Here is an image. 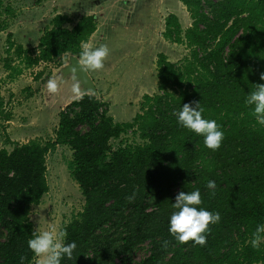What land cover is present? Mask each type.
<instances>
[{"label":"trees","instance_id":"trees-1","mask_svg":"<svg viewBox=\"0 0 264 264\" xmlns=\"http://www.w3.org/2000/svg\"><path fill=\"white\" fill-rule=\"evenodd\" d=\"M180 2L192 23L183 29L169 14L163 36L189 55L178 65L158 54L159 93L144 95L132 121H114L108 102L84 94L59 113L53 141L0 150V264H19L21 255L24 264H35L27 244L35 230L30 212L49 191L46 156L58 145L73 151L69 172L84 198L83 210L62 229L65 242L77 248L61 264H264V244L257 249L248 242L264 222V127L244 104L253 84L264 83V0ZM69 22L56 15L38 46L18 45L16 55L26 67L69 54L79 58L81 41L90 40L98 23L94 16L72 28ZM192 101H201L205 117L224 131L215 151L177 124L173 110ZM2 109L0 99V117ZM135 128L142 143L112 146ZM209 179L216 181L215 196L206 188ZM196 188L201 206L221 215L204 246L180 244L168 232L176 194ZM144 244L147 256L133 263Z\"/></svg>","mask_w":264,"mask_h":264},{"label":"rangeland","instance_id":"rangeland-1","mask_svg":"<svg viewBox=\"0 0 264 264\" xmlns=\"http://www.w3.org/2000/svg\"><path fill=\"white\" fill-rule=\"evenodd\" d=\"M106 1L0 0V99L3 101L0 150L11 151L17 144L30 141L43 144L53 141L59 113L75 99H72L73 83L62 82L60 73L75 55L26 67L15 53L18 45L34 50L56 15L67 16L69 28L83 16L95 17L98 26L89 41L94 45L108 44L110 53L103 69H85L95 83L97 96L109 103V115L116 122L132 121L140 112L144 95L159 93L156 80L159 53L178 65L189 55L184 45L163 36L169 14L177 15L183 29L192 23L180 0H113V4ZM53 76L58 79L59 87L50 93L46 83ZM142 142L135 128L111 144L116 148L120 144ZM72 158L73 151L65 145H58L47 154L49 191L39 205L31 208L34 229L55 227L60 231L83 210L84 198L69 172ZM148 252L149 244H144L134 252L133 263ZM35 264H39L37 257Z\"/></svg>","mask_w":264,"mask_h":264},{"label":"clouds","instance_id":"clouds-1","mask_svg":"<svg viewBox=\"0 0 264 264\" xmlns=\"http://www.w3.org/2000/svg\"><path fill=\"white\" fill-rule=\"evenodd\" d=\"M79 65L92 70H100L105 67V61L109 56L108 44L100 43L94 45L92 41H81ZM260 80L264 81V72L260 73ZM254 87L246 94L244 104L250 110V115L255 123L264 127V83L253 84ZM47 90L55 93L58 90V79L50 77L46 83ZM77 92V88H73ZM205 109L201 101L183 103L178 110H173L177 124L203 138V144L210 150H217L224 139V131L215 119L204 115ZM210 196L216 195L217 184L215 180L209 179L206 183ZM135 189L125 198L132 202L136 198ZM202 198L199 188L191 191L181 190L175 196L169 216L168 232L180 244L192 242L193 246H204L210 233V225L218 224L221 215L218 211H209L202 207ZM66 232L57 231L55 227L41 230L39 226L33 230L27 244L34 256L39 259V264H61L62 260L72 259L74 250L77 248L75 241L65 242ZM253 248H260L264 244V222L256 224L248 241ZM168 241L163 242L167 247ZM25 257H19V264H24Z\"/></svg>","mask_w":264,"mask_h":264},{"label":"water","instance_id":"water-1","mask_svg":"<svg viewBox=\"0 0 264 264\" xmlns=\"http://www.w3.org/2000/svg\"><path fill=\"white\" fill-rule=\"evenodd\" d=\"M79 58L72 56L69 59V63L61 68L62 82L71 81L73 87L77 88L78 91L73 93V97L77 99L84 94H94L97 96V89L95 83L89 76L84 66L79 65L76 61ZM61 82V83H62ZM98 97V96H97Z\"/></svg>","mask_w":264,"mask_h":264},{"label":"crops","instance_id":"crops-1","mask_svg":"<svg viewBox=\"0 0 264 264\" xmlns=\"http://www.w3.org/2000/svg\"><path fill=\"white\" fill-rule=\"evenodd\" d=\"M111 1H113V0H107L106 2H111ZM121 1V0H120ZM118 2V1H117ZM116 2V3H117ZM103 3H104V1H103ZM112 4L114 3V2H111ZM11 5H12V2H11ZM89 10V9H88ZM90 10H91V8H90ZM92 12V11H91ZM95 34V33H94ZM94 34L92 35V37L94 36ZM92 37L90 38V40L92 39ZM75 97H73L72 99H74Z\"/></svg>","mask_w":264,"mask_h":264}]
</instances>
